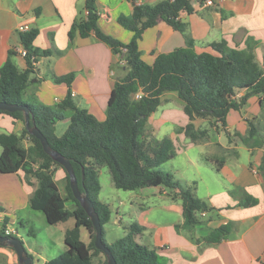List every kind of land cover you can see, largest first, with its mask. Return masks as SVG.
<instances>
[{
  "label": "crops",
  "instance_id": "1",
  "mask_svg": "<svg viewBox=\"0 0 264 264\" xmlns=\"http://www.w3.org/2000/svg\"><path fill=\"white\" fill-rule=\"evenodd\" d=\"M85 1L0 0V67L11 51L13 64L19 71L26 70L21 33L17 29L25 25L28 32L37 30L33 46L49 54L35 58L32 83L23 100L56 109L70 92L71 100L78 107L98 121H104L115 80L125 75L121 68L124 62L94 33L87 37L70 35L72 24L85 18ZM135 1L144 6L163 0H94L99 30L114 42L129 43L133 33L122 27L118 19L131 17ZM205 1L189 0L191 11L179 14L183 32L164 21L146 29L138 41L142 60L151 65L158 55L185 47L187 41L192 42L196 54H216L210 47L212 43L224 41L230 49L245 50L249 40L256 44L255 60L262 64L264 0H209L207 6ZM69 75L73 76L70 85L60 80ZM245 92L238 91L234 100L238 101ZM261 113L258 96L253 95L239 110L229 111L224 129L211 128L208 121L196 119L192 121L194 128L206 130L207 134L203 141L194 144L180 133L190 122L184 114L183 103L175 92L163 94L161 104L147 119L145 137L171 140L176 155L162 165V170L171 173L182 187L193 186L194 195L210 210L198 214L200 224L177 229L183 223L178 189L174 190L175 197L164 187L142 189L129 195V202L134 206L157 199L136 215L142 231L135 240L153 250L160 264H264V149L252 151L240 141V136L247 134L248 121L259 119ZM63 114L64 119L54 125L58 137L70 122V111L65 110ZM24 128L22 121L0 113V134L20 136ZM21 143L24 148L29 146L26 140ZM221 161L223 164L216 170V164ZM54 181L62 197H66L63 169L54 168ZM36 187L34 178L25 181L22 170L0 173V231L15 230L32 264H44L66 251L64 235L74 227L75 221L70 218V222L68 219L59 223L56 227H62L60 238H52L44 214L29 206ZM247 198L255 204L244 206ZM67 207L72 208V203L68 202ZM121 220L116 212V217L111 214L107 224L119 227ZM222 225L229 226L228 235L218 243H208L205 238ZM129 226L119 238L127 234ZM17 227L23 234L18 233ZM41 231L46 233L45 238L39 236ZM36 242L49 255L38 253ZM52 254L55 256L51 259ZM0 264H19V261L12 249L0 246Z\"/></svg>",
  "mask_w": 264,
  "mask_h": 264
},
{
  "label": "trees",
  "instance_id": "2",
  "mask_svg": "<svg viewBox=\"0 0 264 264\" xmlns=\"http://www.w3.org/2000/svg\"><path fill=\"white\" fill-rule=\"evenodd\" d=\"M84 9L85 18L72 24L70 35L87 37L94 33L97 39L108 45L113 54L124 62L121 68L125 75L115 80L106 119L98 121L85 109L78 107L71 100L70 92L56 109L23 100L26 89L32 83L30 76L34 73L35 58L49 54L34 48L37 30L33 29L20 34V43L25 50L26 70L19 71L13 64L11 56L14 52L11 51L10 57L0 67V102L28 107L31 114L30 126H36L47 139L50 148L69 160L80 192L92 202L99 216L102 241L116 264H160L153 250L136 242V235L142 231L136 222L130 224L123 237L111 244L105 242L103 227L110 221L111 210L109 205L98 200L101 190L99 170L102 167L108 169L112 184L118 190L137 191L164 187L175 197L174 190L178 189L183 223L176 228L200 224L198 214L207 212L210 208L194 195L193 186L182 187L171 173L160 169L175 157L176 152L169 138L146 139L147 119L161 104L164 93L175 92L190 121L180 129V133L195 144L205 139L207 131L196 130L192 121L202 119L208 121L211 128L224 129L229 111L239 110L250 96L257 95L261 117L248 121L247 134L240 136V141L249 150L264 149V56L262 64H258L253 53L256 44L249 40L245 50L230 49L224 41L212 43L210 47L216 54H196L192 42L187 41L185 47L160 54L149 65L142 60L138 48L143 32L158 21H164L175 30L183 32L184 25L178 21V17L183 11H191L189 0H163L153 5L134 7L130 18L118 19L122 27L133 33L127 44L114 42L99 30L94 0H86ZM72 79L73 76L69 75L60 80L70 85ZM240 90L246 91L245 95L235 101L234 96ZM136 94L141 97L135 99ZM65 110L71 113L70 122L63 135L58 137L54 133V125L64 119ZM0 113L24 123L22 112ZM26 137L29 146L24 148L21 142ZM0 148V173L9 174L22 170L26 182H29L30 177L36 180L37 187L29 198L31 209L42 212L50 226L66 222L70 218L75 221L74 227L64 235L66 251L44 264H93L95 257L104 255L95 248V230L91 220L73 197L68 175L44 153L40 142L24 128L20 136L0 134ZM222 164V161L218 162L216 170ZM54 168H61L65 172L66 197H62L54 181ZM68 202L72 203V208L67 207ZM254 204L255 201L248 198L243 202L247 207ZM80 228L88 232L89 243L80 240ZM229 231V226L222 225L212 230L205 240L208 243H218ZM0 235H3L2 230ZM99 264H107L106 258Z\"/></svg>",
  "mask_w": 264,
  "mask_h": 264
},
{
  "label": "water",
  "instance_id": "3",
  "mask_svg": "<svg viewBox=\"0 0 264 264\" xmlns=\"http://www.w3.org/2000/svg\"><path fill=\"white\" fill-rule=\"evenodd\" d=\"M0 111H6L10 113L22 112L24 114V124L26 131L40 142L44 153L48 155L50 158H52L54 162L58 163L68 175L69 185L73 197L75 198V200L79 202L80 206L83 208V210L91 220L93 228L95 230V239H94L95 248L104 254L107 260V264H116L114 257L112 256L109 249L104 245L102 241V226L100 224L99 216L96 213L92 202L88 199V197L85 194H82L80 192L73 168L69 160L64 158L60 153L50 148L47 139L38 130L36 126H30L31 114L28 107L10 105L4 102H0ZM0 246L11 248L15 252L18 258L19 264H32V259L30 258V256H28L20 239L16 237H7L0 235Z\"/></svg>",
  "mask_w": 264,
  "mask_h": 264
},
{
  "label": "rangeland",
  "instance_id": "4",
  "mask_svg": "<svg viewBox=\"0 0 264 264\" xmlns=\"http://www.w3.org/2000/svg\"><path fill=\"white\" fill-rule=\"evenodd\" d=\"M136 96V95H135ZM136 99V98H135ZM26 140L27 143H29L28 138H24L23 141ZM22 144V143H21ZM23 145V144H22ZM162 168V166L160 167V169ZM162 170V169H161ZM98 178H99V182L101 185V191L98 194V200L101 202H105L107 204H109L110 210H111V214L112 217H116V212L119 213V217H121V225H119V227H116V225H112L113 223H109L104 225V240L107 244L111 243L112 241H114L115 239H118L124 230H126V226H129L130 224L137 222L136 220V215H138L141 211L148 209L149 207H151L150 205L152 203L157 202L154 198L149 199L148 202H145L144 204H136L131 205V203L129 202V195L130 194H135L133 192H137V191H123V190H118L115 189L114 186L112 185V181H111V177L109 174V171L106 167H102L99 170V174H98ZM142 190V189H141ZM145 191L148 190H153V187L151 188H145ZM138 206H141L142 208H139ZM153 214V213H152ZM72 219L69 220V222ZM55 226H50V235L52 238H56L59 239V232L61 231L62 227H56ZM18 233L23 234V232L17 227ZM40 237L45 238L46 237V233L44 231H41L39 233ZM24 237V236H22ZM80 240L85 242V243H89L90 239L88 238V232L84 229V228H80ZM36 246H38L37 242H36ZM38 253L46 256L49 255L47 254L44 250L39 249L38 246ZM57 252V250H56ZM55 256V254H52L50 256V258L52 259ZM104 255H99L97 257H95L93 259V264H99L101 261L104 260Z\"/></svg>",
  "mask_w": 264,
  "mask_h": 264
},
{
  "label": "built area",
  "instance_id": "5",
  "mask_svg": "<svg viewBox=\"0 0 264 264\" xmlns=\"http://www.w3.org/2000/svg\"><path fill=\"white\" fill-rule=\"evenodd\" d=\"M223 1H225V0H219V2H223ZM209 4H210L209 0L205 1V3H204L205 6H207ZM133 5L136 7V6H139V3L137 1H135L133 3ZM17 30H18L19 33L28 32V28L25 25L19 26ZM22 55L23 56L25 55V50L23 51ZM140 97H141L140 94H136V96H135L136 99H139ZM2 232H3V236H7V237H16V235H17L16 231L11 229V228H3Z\"/></svg>",
  "mask_w": 264,
  "mask_h": 264
}]
</instances>
